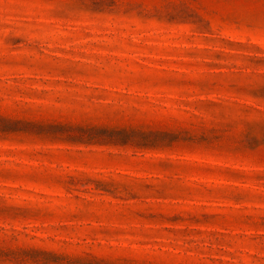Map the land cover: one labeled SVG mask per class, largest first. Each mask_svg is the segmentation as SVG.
Wrapping results in <instances>:
<instances>
[{"label":"rangeland","instance_id":"374dc122","mask_svg":"<svg viewBox=\"0 0 264 264\" xmlns=\"http://www.w3.org/2000/svg\"><path fill=\"white\" fill-rule=\"evenodd\" d=\"M0 264H264V0H0Z\"/></svg>","mask_w":264,"mask_h":264}]
</instances>
